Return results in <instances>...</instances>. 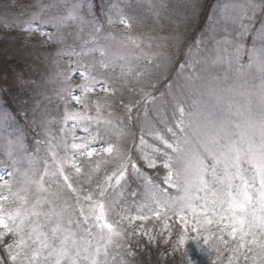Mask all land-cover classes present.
I'll return each instance as SVG.
<instances>
[{
	"label": "rangeland",
	"instance_id": "374dc122",
	"mask_svg": "<svg viewBox=\"0 0 264 264\" xmlns=\"http://www.w3.org/2000/svg\"><path fill=\"white\" fill-rule=\"evenodd\" d=\"M22 1V8L16 10L14 6L7 10V17L0 18L7 31L0 41V177L3 178L0 179V184L8 181L13 191L21 186L25 173L42 174L45 161L51 163L50 147L63 155L62 140H67L69 144L72 142L63 122L64 100L60 97L64 93L61 89L71 84L77 89L74 94L80 95L78 86L84 81L77 74L72 81L65 82L63 76L68 74L69 69L90 71L91 75L103 80L110 89L106 93L97 86L88 97L90 101L99 100L104 105L102 117L111 119L116 130H123L119 139L111 134L104 136V139L127 151L140 169L141 174L137 175L129 167L120 186L107 193V199L116 211L132 216L137 214L138 206L148 199L150 185L145 177L152 185L164 189L167 195L174 197L179 194L176 188H164L161 183L162 171L166 175L168 173L163 167V161L167 158L163 154L173 156L174 165L176 154L165 148L151 133H159L173 144L182 142L187 137L189 145L185 147L195 150L199 146L197 132L211 131L210 121H215L217 125L223 122L230 132L238 134L250 131L248 122L258 121L264 112V106L259 100L264 73L255 67H247V53L253 48L262 47L259 38L260 29L264 28V10L259 7L261 0H255L257 7L254 11L241 7L248 4L249 0H224L225 6L219 9L217 18H211L210 40H205L203 45L201 40L198 44L199 48H203L204 54L193 49L188 59L191 64L175 75L164 89H159L162 85L160 80L164 79L176 59L177 54L172 55V51H177L189 42L194 31L191 28L200 20L204 12L203 4L207 0L196 3L194 0H185L193 3L185 12V18L182 17V8L184 9L186 2L179 0L171 10L169 6L166 9L161 0H123L124 4L118 0V4L112 2L108 6L107 13L103 12L102 20L95 11V0ZM149 3L152 4L151 8ZM41 11L45 18L67 17L73 11L75 17L58 29L45 25L44 35L39 31H23L32 15ZM121 17L130 19L132 27L126 28L119 22H108L109 18L119 21ZM104 20L105 23H102ZM49 36L55 42H49ZM128 36L135 39L139 47L132 45L126 39ZM209 41L211 44H208ZM237 42L244 50L239 63L231 55L233 44ZM101 50L104 55H101ZM66 53L74 54L68 56ZM31 56L35 60L39 59L42 65L41 73L37 74L39 81L31 88L36 93L35 99L24 105L25 114L31 120L32 130L36 135L31 133L25 136L8 112L4 94L9 88L3 87V84L11 79L8 69L15 64L16 58L23 60L24 57ZM3 60L7 63H2ZM102 63L106 66L102 67ZM105 100L107 104L104 103ZM29 103L32 106H28ZM178 104L184 109L183 116L177 109ZM69 108L84 111L74 102ZM119 109L122 110L118 112ZM109 112L112 113L110 117ZM88 114L95 116V108L91 103ZM181 120L184 121L185 132H181L178 127ZM71 125L70 121L68 128ZM130 126L138 132H144L148 146L160 149V154L156 155L155 168L147 167L142 159V153L137 150L138 132L134 135L129 131ZM92 128L94 131L95 125ZM169 128L172 129L171 132L168 131ZM101 129L103 130V125ZM76 135L80 137L86 133L77 128ZM233 138L238 139L239 136ZM102 146V143L93 145L96 148ZM145 151L154 155L151 147L146 146ZM9 152L11 156L8 155ZM109 160V163L101 165L94 181L98 179L102 182L106 175L117 170L119 161ZM133 189L137 190L135 195L131 193ZM7 194L6 189H0V197ZM144 211L147 212L148 209L145 208ZM168 214L171 216L170 236L158 235L163 227L161 220L153 217L146 221H135L134 225H144L151 230L156 241L149 243L147 237L142 235L130 238V242L121 240L123 247L110 246L109 264H121V260L127 264H187L186 253L195 260V264H229V258L233 255L230 249L235 242L225 235L228 245L220 244L211 235L219 234L216 224L210 226V231L203 232L210 239L207 246L201 240L204 249L201 251L192 243V238L197 234L191 228L187 233L188 242L184 246L178 245L179 238L185 233L178 218L172 216L171 212ZM187 215L191 225L194 220L190 213ZM112 219L118 217L113 216ZM174 247L178 248L175 252ZM129 249L131 255L126 254ZM176 256L179 257L178 261L175 260ZM232 264L252 262H245L240 258ZM257 264H260L259 258Z\"/></svg>",
	"mask_w": 264,
	"mask_h": 264
},
{
	"label": "snow or ice",
	"instance_id": "6c2138e0",
	"mask_svg": "<svg viewBox=\"0 0 264 264\" xmlns=\"http://www.w3.org/2000/svg\"><path fill=\"white\" fill-rule=\"evenodd\" d=\"M148 6L151 8L152 4ZM241 7L254 11L257 4L255 0H249ZM259 7L264 10V0H261ZM74 17L75 11L67 17L45 18L41 11L33 14L26 22L27 27L22 30L29 33L39 31L44 35L45 25L58 29ZM108 22L132 27L131 20L124 17L119 21L109 18ZM259 38L262 47L253 48L247 53V67H255L264 73V28L260 29ZM126 39L139 47L131 36ZM48 40L55 42L51 36ZM73 54L66 53L68 56ZM243 54L241 44L234 43L232 57L239 63ZM101 55H104L103 50ZM101 66L106 65L102 63ZM77 74L84 81L78 86L80 95L74 94L77 89L69 84L61 89L64 95L60 97L64 100L63 122L72 137L71 144L62 140L63 155L50 147L51 163L45 161L42 174L25 173L16 191L8 181L0 184V189H6L8 193L0 197V264H109V248L123 247L121 240L130 242V238L142 235L147 237L149 243L156 241L151 230L144 225H134L135 221L154 217L163 224L158 235L170 236L169 212L178 218L185 233L179 238V246L188 242L187 233L191 228L197 234L192 238V243L203 251L201 240L207 246L210 239L203 232L210 231V226L216 224L219 234L211 235L220 244L228 245L225 235L235 242L230 249L233 255L229 258V264L240 258L245 262L251 260L252 264H257L259 258L260 264H264V112L258 121L248 122L250 131L238 134L230 132L223 122L217 125L215 121H210L211 131L197 132L199 146L195 150L185 147L189 145L187 137L173 144L159 133H151L165 148L176 154L174 165V157L164 153L167 158L163 161V167L168 170L165 183L176 188L179 194L169 196L164 189L152 185L145 177L150 185L148 199L138 206L137 214L132 216L116 211L108 201L107 193L120 186L129 167L137 175L141 174L140 169L127 151L104 139L109 134L119 139L123 130H116L111 119L102 117L104 105L99 100L90 101L88 97L97 86L106 93L110 89L90 71H80L78 68L69 69L63 79L70 82ZM259 100L264 106V82ZM73 102L84 111L69 108ZM90 103L95 108V116L88 114ZM104 103L107 104V100ZM177 109L183 116V107L178 104ZM108 115L110 117L112 113ZM70 121L72 125L68 128ZM178 127L185 132L183 120ZM77 128L86 135L77 137ZM236 135L238 139L233 138ZM97 143L104 146L93 147ZM146 146L151 147L154 155L145 151ZM137 150L142 153L147 167L157 166L156 155L160 154V149L148 146L143 133ZM8 155L11 156V153ZM109 158L119 161L117 170L106 175L102 182L98 179L94 181L101 165L110 162ZM189 213L194 220L191 225ZM113 216L118 219H112ZM177 250L173 248L174 252ZM126 254L131 255V250ZM186 255L187 264H195V260ZM121 264L127 262L121 260Z\"/></svg>",
	"mask_w": 264,
	"mask_h": 264
},
{
	"label": "trees",
	"instance_id": "16d2710c",
	"mask_svg": "<svg viewBox=\"0 0 264 264\" xmlns=\"http://www.w3.org/2000/svg\"><path fill=\"white\" fill-rule=\"evenodd\" d=\"M186 2V5H184V11L182 17L185 18V12L193 6L192 1H185V0H179V2ZM196 2H202V0H194ZM162 5L167 9V7H171L177 5V0H161ZM188 2V4H187ZM215 0H207L203 4V14L200 16V20L198 23L194 26V31H192L189 39L193 40L194 38L196 39V35L199 34L200 30L206 23V19L209 15L210 10L213 7ZM21 3V0H0V18L2 17H7L6 13L8 12L7 10L12 9L14 6H16V10L18 9L19 5ZM103 3V0H95L94 3V8L95 11L98 13L100 9V4ZM160 4V6H162ZM162 8V7H161ZM165 9V10H166ZM168 11V10H166ZM170 13V12H169ZM168 13V14H169ZM8 14V13H7ZM2 23L0 22V27ZM189 40V41H190ZM16 61V62H15ZM15 64L12 65L11 69H8L9 74L11 76V79L6 81L3 84V87L9 88L8 91H5V103L7 104V108L12 111L16 117L20 120L23 121L22 115H21V110H23L24 105L28 102H32L35 99V91H32L31 88L37 81H39L38 78V73H41V61L35 60L33 56L27 58L24 57V59L16 58ZM2 63H7V61L3 60ZM197 66L200 67L199 64ZM178 67L175 70H172L174 72V75L179 72ZM12 74V75H11ZM16 81V83H15ZM25 85V86H24ZM161 88H164V85H161ZM31 104L29 103L28 106ZM32 106V105H31ZM31 147V146H29ZM131 193L134 194V189L131 190Z\"/></svg>",
	"mask_w": 264,
	"mask_h": 264
}]
</instances>
